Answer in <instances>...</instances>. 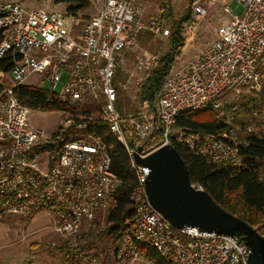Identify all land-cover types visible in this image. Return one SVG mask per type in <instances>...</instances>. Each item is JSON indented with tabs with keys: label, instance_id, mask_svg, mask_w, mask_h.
<instances>
[{
	"label": "built area",
	"instance_id": "2783aa9c",
	"mask_svg": "<svg viewBox=\"0 0 264 264\" xmlns=\"http://www.w3.org/2000/svg\"><path fill=\"white\" fill-rule=\"evenodd\" d=\"M42 1L50 9L53 0ZM237 1L240 13L221 6L211 41L177 63L154 103L144 102L135 116L132 107L121 114L119 100L131 91L134 104L139 85L160 57L140 49L137 40L143 32L155 39L169 36L160 13L146 15L139 7L142 0H90L93 13L79 24L66 13L25 11L0 1V62L14 54L9 71L0 70V218L45 213L65 242L63 264L100 263L95 249L86 245L97 239L106 215L117 206L122 181L110 170L106 144L92 133L97 118L125 148L136 181L129 197L132 215L106 253L112 264H155L144 252L149 249L168 264H249L250 250L236 236L173 227L148 203L150 170L134 159L171 145L216 165L235 161L248 146L232 129L200 133L175 127L183 114L220 110L224 93L264 88V0ZM206 12L204 5L194 6L196 16ZM66 21L70 25L64 29ZM5 76L10 77L7 85ZM32 77L35 86L47 82V91L67 109L57 111L63 118L52 135L29 129V110L14 96ZM127 123L136 147L129 146ZM259 129L246 126L247 133ZM155 133L157 142L146 148Z\"/></svg>",
	"mask_w": 264,
	"mask_h": 264
},
{
	"label": "trees",
	"instance_id": "16d2710c",
	"mask_svg": "<svg viewBox=\"0 0 264 264\" xmlns=\"http://www.w3.org/2000/svg\"><path fill=\"white\" fill-rule=\"evenodd\" d=\"M54 3L63 4L65 13L76 17L79 24L88 18L81 12L90 7L89 0H54ZM165 7L162 6L160 12L165 24L170 28L171 49L166 55L159 57L154 67L144 76L134 100L135 110H138L143 102L154 103L165 78L174 67L175 51L178 50V47L182 48L183 46L180 37V22H186L189 18L182 17L180 21H171L170 8ZM146 39L152 38L150 35L145 38L142 33L137 36L141 45ZM13 59L14 54L10 52L0 62V70L8 72L13 65ZM229 94L231 95V93H224L219 98L222 102L220 110L208 109L203 111L212 114L214 117L212 122L198 123L194 121V116L200 114L202 112L200 111L178 117L175 127L200 133H215L232 129L248 145L239 152L238 158L235 161L214 165L184 148L177 147L175 149L187 168L191 184L201 186L203 191L224 211L245 221L252 227L259 225L264 228V88L249 92L243 90L240 94L234 95L233 99L227 101L226 97ZM14 96L20 104L30 111L57 112L67 110L54 94L39 86H18L14 90ZM118 109L120 110L119 107ZM222 112H229L231 115L229 123L225 121L226 116H221ZM251 123L257 127H263V129L247 133L246 126ZM92 128V133L106 144L110 157V170L122 181V186L115 196L117 206L106 215L105 228L100 231V238L97 237L96 241H90L86 246L96 249L94 256L99 259V264H112L111 258L105 252H100L95 242L104 239L108 242L109 247L117 244L123 234V223L133 212V205L129 197L136 181L129 167V158L125 148L117 142L115 136L108 132L107 125L95 118ZM157 139L158 133H155L146 144V148L153 147ZM127 140L129 146L136 147V139L128 137ZM239 239L241 240V238ZM57 249L61 253L64 251L63 248ZM144 252L155 264H168L163 263L152 249L144 250ZM61 261L63 264L62 256Z\"/></svg>",
	"mask_w": 264,
	"mask_h": 264
},
{
	"label": "rangeland",
	"instance_id": "374dc122",
	"mask_svg": "<svg viewBox=\"0 0 264 264\" xmlns=\"http://www.w3.org/2000/svg\"><path fill=\"white\" fill-rule=\"evenodd\" d=\"M0 1L15 3L25 11L44 9L46 6L42 0ZM211 1H214V4L208 5V0H142L139 4V7L148 16L161 14L160 8L162 6H168L170 8L171 21H180L182 17L189 18L186 22H180V37L183 41V46L182 48L178 47V50L175 51V64L172 69H175L178 64L184 63L192 58L197 51L211 41L214 28L217 26L218 9L221 6H227L234 15L240 13L241 7L237 0ZM196 3L206 7L207 12L205 17H198L194 13V6L196 7ZM51 4L50 9H44L45 12H60L65 14L63 4H55L54 0ZM165 8L167 9V7ZM92 13L93 8L91 5L81 12V14L88 17ZM69 25L70 23L66 21L64 29H67ZM163 27L168 30L170 29L169 26L165 24L164 20ZM148 35H150L152 39H146L143 41V45L139 42L140 49L158 54L160 57L166 55L170 51V34L166 38L155 39L149 32L142 33V36L145 38H147ZM9 80V76L4 77L5 85L8 84ZM36 83L37 80L34 77L28 79L26 82V84L31 85H35ZM38 86L46 90L50 87L47 82L38 84ZM60 88L61 84H58L55 92L58 93ZM234 97L233 94H229L226 98L227 101H229ZM119 101L120 104L118 107L120 108L121 114H127L131 107L133 108V116L139 112V109L135 110L131 91L123 92ZM142 105L140 107H142ZM221 116H226V123L230 122L231 115H229V112H222ZM61 118H63V115L60 112H37L29 110L27 113V124L31 130H42L46 134L52 135L57 130ZM193 120L198 123H208L212 122L214 117L210 112L202 111L200 114L194 116ZM130 132H132V124L127 123L126 134L128 137L130 136ZM104 228L99 230L97 235L98 238H100V231ZM253 228L264 237L263 227L255 225ZM103 240H100V242L97 240V242H95L96 247L100 252L103 251L107 253L109 245L106 240ZM57 248L65 249V242L53 231L51 218L45 213H38L25 219L9 216L0 218V264H62V253ZM94 251H96V249Z\"/></svg>",
	"mask_w": 264,
	"mask_h": 264
},
{
	"label": "water",
	"instance_id": "95a60500",
	"mask_svg": "<svg viewBox=\"0 0 264 264\" xmlns=\"http://www.w3.org/2000/svg\"><path fill=\"white\" fill-rule=\"evenodd\" d=\"M153 110L156 111L154 106ZM134 159L150 170L145 182L148 203L173 227L239 237L250 250L248 263L264 264V237L220 208L207 193L195 190L173 146L160 147L143 159L135 154Z\"/></svg>",
	"mask_w": 264,
	"mask_h": 264
},
{
	"label": "crops",
	"instance_id": "0c3cea01",
	"mask_svg": "<svg viewBox=\"0 0 264 264\" xmlns=\"http://www.w3.org/2000/svg\"><path fill=\"white\" fill-rule=\"evenodd\" d=\"M199 51H200V50H199ZM199 51H197V53H198ZM26 85H30V84H26Z\"/></svg>",
	"mask_w": 264,
	"mask_h": 264
}]
</instances>
